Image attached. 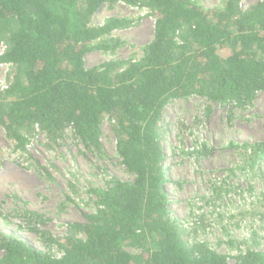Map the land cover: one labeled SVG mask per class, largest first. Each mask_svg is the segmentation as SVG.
<instances>
[{"label": "trees", "instance_id": "16d2710c", "mask_svg": "<svg viewBox=\"0 0 264 264\" xmlns=\"http://www.w3.org/2000/svg\"><path fill=\"white\" fill-rule=\"evenodd\" d=\"M118 2L149 12L153 39L139 60L88 69L86 55L111 49L103 38L130 26L116 18L91 25L102 6ZM240 4L226 0L211 12L191 0H0V64L15 69L0 90V127L15 149L25 153L37 131L56 142L71 129L86 150L101 154L108 117L116 154L133 176L90 189L96 209L83 214V224H68L62 243L41 233L61 257L0 232V264H229L192 241L169 211L163 110L192 96L232 109L264 91V0L244 10ZM244 148L242 170H251L264 159V143ZM26 214L31 224L42 222ZM125 247L141 250L139 262ZM234 260L264 264V253L248 250Z\"/></svg>", "mask_w": 264, "mask_h": 264}, {"label": "rangeland", "instance_id": "374dc122", "mask_svg": "<svg viewBox=\"0 0 264 264\" xmlns=\"http://www.w3.org/2000/svg\"><path fill=\"white\" fill-rule=\"evenodd\" d=\"M191 1L212 12L226 0ZM258 1L241 0L240 5L244 10ZM110 18L130 26L103 38L111 41V49L86 55L88 69L112 60H139L153 39L155 19L145 9L121 2L104 5L91 25ZM14 75L12 66L5 73L7 85ZM163 124L172 217L191 232L192 241L226 256L229 264L248 250L264 253V159L253 169L242 170L248 155L244 147L264 143V91L250 104L232 109L198 96L172 100L163 110ZM100 129L101 154L86 150L71 129L56 142L37 131L24 153L0 127V232L13 233L35 249L61 257L60 248L47 246L41 233L62 243L67 225L83 224V214L96 209L90 189L105 187L110 178L133 180L116 154L110 118H103ZM26 212L40 216L42 222L31 224ZM125 250L139 262L140 249Z\"/></svg>", "mask_w": 264, "mask_h": 264}, {"label": "built area", "instance_id": "2783aa9c", "mask_svg": "<svg viewBox=\"0 0 264 264\" xmlns=\"http://www.w3.org/2000/svg\"><path fill=\"white\" fill-rule=\"evenodd\" d=\"M5 49H6L5 44L2 41H0V56L5 52ZM10 67H12L11 64H0V90H2V91L6 90L9 87V85H7L4 77H5L6 71Z\"/></svg>", "mask_w": 264, "mask_h": 264}]
</instances>
